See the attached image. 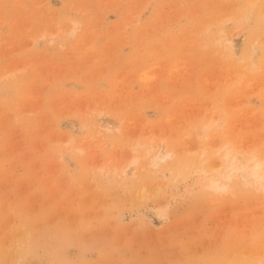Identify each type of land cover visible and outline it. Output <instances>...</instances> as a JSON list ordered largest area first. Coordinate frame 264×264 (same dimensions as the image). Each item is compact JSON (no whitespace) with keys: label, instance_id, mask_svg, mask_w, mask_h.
Here are the masks:
<instances>
[{"label":"rangeland","instance_id":"374dc122","mask_svg":"<svg viewBox=\"0 0 264 264\" xmlns=\"http://www.w3.org/2000/svg\"><path fill=\"white\" fill-rule=\"evenodd\" d=\"M0 264H264V0H0Z\"/></svg>","mask_w":264,"mask_h":264},{"label":"bare ground","instance_id":"6f19581e","mask_svg":"<svg viewBox=\"0 0 264 264\" xmlns=\"http://www.w3.org/2000/svg\"><path fill=\"white\" fill-rule=\"evenodd\" d=\"M68 122H70V121H68ZM67 125H68V123H67ZM106 128H109V127L106 126ZM230 151L231 150H229L228 148L226 149V151H224L223 158L221 159L222 161H224L223 162L224 164L222 163L223 169L220 173H218V175H219L218 178L220 180L229 181L231 179V177H237V178H242L243 182H251L252 184L255 183L256 181H258L261 177V168L259 166V163H254L253 165L250 166V169H248L247 168V162L245 163V162L241 161V163H240V161L238 160V155H231L230 156ZM216 174H217V172H216ZM209 185L212 188H214L215 190L219 189V187L221 188V186L216 185V182L212 179H211ZM153 208H150V207L146 208V210L143 212V214L141 213L143 216L142 215L141 216H142V219H144L148 225H150L153 229H157L166 223L167 218L164 214H162V211H159L158 209H156V207L154 209Z\"/></svg>","mask_w":264,"mask_h":264}]
</instances>
